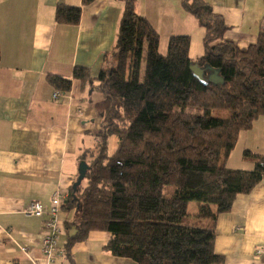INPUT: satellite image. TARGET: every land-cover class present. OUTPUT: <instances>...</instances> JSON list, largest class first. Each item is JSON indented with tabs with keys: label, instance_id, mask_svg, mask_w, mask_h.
<instances>
[{
	"label": "trees",
	"instance_id": "trees-1",
	"mask_svg": "<svg viewBox=\"0 0 264 264\" xmlns=\"http://www.w3.org/2000/svg\"><path fill=\"white\" fill-rule=\"evenodd\" d=\"M95 1L59 3L56 22L78 25L83 7ZM122 1L115 45L96 79L82 66L72 77L46 76L61 95L80 80L103 96L95 145L81 156L85 177L61 205L76 212L67 246L107 232L105 249L135 264H225L215 253L218 217L264 181L263 155L243 152L252 170L227 165L240 134L264 116V30L241 50L226 40L231 28L211 4L179 0L204 30L203 53L193 60L191 36L173 35L162 54L161 36L137 13L136 0ZM190 202L198 204L197 224H188Z\"/></svg>",
	"mask_w": 264,
	"mask_h": 264
},
{
	"label": "crops",
	"instance_id": "crops-1",
	"mask_svg": "<svg viewBox=\"0 0 264 264\" xmlns=\"http://www.w3.org/2000/svg\"><path fill=\"white\" fill-rule=\"evenodd\" d=\"M150 1L180 5L175 21L168 7L163 12L158 6L159 18L136 1L137 13L160 36L167 29V40L199 27L179 0ZM204 1L231 28L226 40L241 50L257 42L264 30V0ZM59 3L81 6L82 0H0V264H135L105 249L111 237L107 232H91L68 247L75 233L69 225L74 210L59 215V247L65 253L48 263L41 251L46 217L25 214L34 201L48 208L55 193L64 199L69 195L81 156L94 147L93 134L101 125L96 116L101 93L74 80L69 93L55 98L46 76L72 77L75 67L82 66L96 79L114 48L125 8L122 0H96L83 7L80 23L70 26L55 20ZM246 150L264 156V116L240 134L228 167L252 170L253 162L243 158ZM215 253L225 264H264V181L250 194L238 195L230 213L219 215Z\"/></svg>",
	"mask_w": 264,
	"mask_h": 264
},
{
	"label": "built area",
	"instance_id": "built-area-1",
	"mask_svg": "<svg viewBox=\"0 0 264 264\" xmlns=\"http://www.w3.org/2000/svg\"><path fill=\"white\" fill-rule=\"evenodd\" d=\"M59 96V93H55L54 95L55 98H58ZM63 200L64 197L57 192L52 198L50 207L45 208L40 202L34 201L30 203L25 211V214L30 217H46V233L42 240L41 251L47 258L48 263H53L57 257L63 254V251L59 247L60 230L58 226ZM22 250L28 252L26 248H23Z\"/></svg>",
	"mask_w": 264,
	"mask_h": 264
},
{
	"label": "rangeland",
	"instance_id": "rangeland-1",
	"mask_svg": "<svg viewBox=\"0 0 264 264\" xmlns=\"http://www.w3.org/2000/svg\"><path fill=\"white\" fill-rule=\"evenodd\" d=\"M138 1L142 4L144 10L152 11L151 13H154L155 16L159 17V18H162V13H161L162 11L157 10L158 6H160V8L164 9L163 12L168 7L174 13L175 21L178 20L177 13L181 11L180 5L178 3L174 4L172 6L171 3L158 2L159 5H155V4L152 5L150 0H138ZM174 7L177 8V11L175 9H173ZM188 32H190L188 34L191 36V39H192V47H191V51H190V57L193 60H196L201 56V54L203 52L204 30L199 28V27L194 26V28H190V30ZM160 33H161V41H162L161 45H160L161 46L160 51L162 54H165L166 49H167V43H168L167 42L168 40L166 39L167 37H165V35L168 33V31H167V29H161ZM116 147H117V139L114 137L110 141V153H113L116 150ZM197 206H198L197 202H190L188 204V213L190 215L189 220H188V224H197L196 221L198 222V220L196 218H194V215L197 213ZM200 224H202V223H200Z\"/></svg>",
	"mask_w": 264,
	"mask_h": 264
},
{
	"label": "water",
	"instance_id": "water-1",
	"mask_svg": "<svg viewBox=\"0 0 264 264\" xmlns=\"http://www.w3.org/2000/svg\"><path fill=\"white\" fill-rule=\"evenodd\" d=\"M192 70H193V72L197 78H199L200 80H203L202 79V71L198 68L197 65H193ZM215 79H217V77H215ZM86 171H87V166H86L85 162L83 161L80 164L79 177L73 186L75 192L77 191V188L80 186L82 180L84 179Z\"/></svg>",
	"mask_w": 264,
	"mask_h": 264
}]
</instances>
